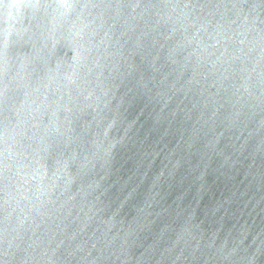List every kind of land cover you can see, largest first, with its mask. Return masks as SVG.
Instances as JSON below:
<instances>
[{
  "label": "water",
  "instance_id": "obj_1",
  "mask_svg": "<svg viewBox=\"0 0 264 264\" xmlns=\"http://www.w3.org/2000/svg\"><path fill=\"white\" fill-rule=\"evenodd\" d=\"M0 264H264V0H0Z\"/></svg>",
  "mask_w": 264,
  "mask_h": 264
}]
</instances>
